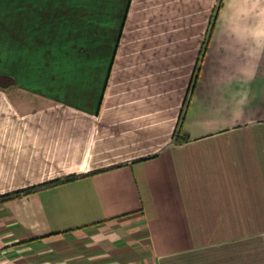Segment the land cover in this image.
Segmentation results:
<instances>
[{
    "label": "crops",
    "instance_id": "crops-1",
    "mask_svg": "<svg viewBox=\"0 0 264 264\" xmlns=\"http://www.w3.org/2000/svg\"><path fill=\"white\" fill-rule=\"evenodd\" d=\"M0 264H264V0H0Z\"/></svg>",
    "mask_w": 264,
    "mask_h": 264
},
{
    "label": "rangeland",
    "instance_id": "rangeland-1",
    "mask_svg": "<svg viewBox=\"0 0 264 264\" xmlns=\"http://www.w3.org/2000/svg\"><path fill=\"white\" fill-rule=\"evenodd\" d=\"M213 18H214V15L212 16V20H213ZM213 22V21H212ZM212 22H211V24H212Z\"/></svg>",
    "mask_w": 264,
    "mask_h": 264
},
{
    "label": "trees",
    "instance_id": "trees-1",
    "mask_svg": "<svg viewBox=\"0 0 264 264\" xmlns=\"http://www.w3.org/2000/svg\"><path fill=\"white\" fill-rule=\"evenodd\" d=\"M196 71H197V69H196ZM53 183H57V182H53Z\"/></svg>",
    "mask_w": 264,
    "mask_h": 264
}]
</instances>
